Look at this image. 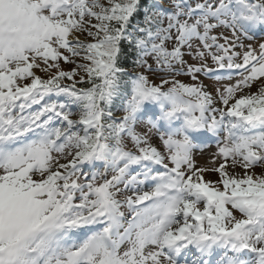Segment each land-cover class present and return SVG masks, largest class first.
<instances>
[{
    "label": "snow or ice",
    "instance_id": "1",
    "mask_svg": "<svg viewBox=\"0 0 264 264\" xmlns=\"http://www.w3.org/2000/svg\"><path fill=\"white\" fill-rule=\"evenodd\" d=\"M258 33L264 0H0V264H264Z\"/></svg>",
    "mask_w": 264,
    "mask_h": 264
},
{
    "label": "rangeland",
    "instance_id": "2",
    "mask_svg": "<svg viewBox=\"0 0 264 264\" xmlns=\"http://www.w3.org/2000/svg\"><path fill=\"white\" fill-rule=\"evenodd\" d=\"M264 39V33H260L256 36V40L257 41H260ZM190 63H194V61H189ZM38 75H43L42 73H37ZM149 78L154 80V82L156 83H159L158 80H155V78L152 76V74L149 75ZM179 80L181 81H185V82H190L189 81V78L188 76L186 75H181L179 77H177ZM202 79L204 80L205 83H208V84H211V85H215V78H212L211 80L208 78V77H204L202 76ZM240 79V76L237 75V74H233L232 75V78L231 79H228L227 78V75L225 76V78L220 82L221 85H228V84H233L235 83L236 80ZM167 87V85L165 86ZM255 90V86H253V91ZM36 106H34L35 108ZM147 125L146 124H141L138 126V131H144L146 129ZM221 139H222V136H221ZM154 143H156V145L159 147V142L158 141H153ZM217 152V142H213V143H207L205 145H203L201 147L200 150H198L196 152V155H195V162L197 164L198 167H206V168H209L211 169L212 167H214L213 165V154ZM216 164H219L220 163V160L217 159L215 161ZM257 171H259V168H257ZM112 173H108L109 177L111 176ZM217 178V174H214L212 172H206L205 173V179H216ZM150 187L151 185H144L142 188H141V191H147V190H150ZM127 194H131V193H127ZM123 211L126 212L127 214V209H122ZM237 215H239L237 213ZM181 264H183V260L181 258Z\"/></svg>",
    "mask_w": 264,
    "mask_h": 264
},
{
    "label": "bare ground",
    "instance_id": "3",
    "mask_svg": "<svg viewBox=\"0 0 264 264\" xmlns=\"http://www.w3.org/2000/svg\"><path fill=\"white\" fill-rule=\"evenodd\" d=\"M191 251L194 252V253L192 254V256H194V255H195V250L193 249V250H191ZM192 256L190 257V259L192 258Z\"/></svg>",
    "mask_w": 264,
    "mask_h": 264
}]
</instances>
